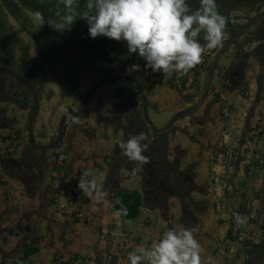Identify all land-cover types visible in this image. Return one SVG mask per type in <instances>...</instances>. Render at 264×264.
Listing matches in <instances>:
<instances>
[{
    "label": "crops",
    "instance_id": "crops-1",
    "mask_svg": "<svg viewBox=\"0 0 264 264\" xmlns=\"http://www.w3.org/2000/svg\"><path fill=\"white\" fill-rule=\"evenodd\" d=\"M27 1L34 5L28 13H40L43 20L59 19L57 13L64 12L58 0ZM77 2L83 9L84 0ZM198 2L187 0L192 9ZM230 20L227 18L226 25L233 30L235 22L230 24ZM60 33L76 37L79 50L73 56L71 72H66L64 86L57 89L47 84L53 91L48 89L51 107L47 116L38 118V125L48 118L54 128L65 106L78 104V98L61 101L62 93L71 96L70 89L83 91L98 77L119 70L143 84L148 94V115L157 126L197 101L201 94L205 71H200L193 87L185 90L182 78L176 79L174 73L170 77L154 73L138 54L129 55L124 41L99 36L91 38L92 46L87 45L84 37H90L88 25L80 17L70 31ZM248 42L244 48L232 47L220 57V70L201 107L178 122L180 126L168 142L164 133L147 128L142 103L125 80L101 86L91 96L89 120L69 124L63 141V178L58 177L52 164L56 149L36 165L29 160L33 148L26 144V117L15 129L0 131L4 137H0V264H14L22 243L33 249L29 264H130L128 254L138 246L150 248L166 229L181 227L196 230L202 264L209 256L214 264H246L248 247L244 244L260 226L256 213L261 223L264 219V143L255 144L259 129H264V39L258 34ZM87 49L90 56L82 60L81 52ZM97 67L101 69L95 74ZM104 67L110 68V73L103 71ZM225 105L229 117L222 114ZM224 130L231 131L237 143L230 165L223 169L215 163L214 155L222 146ZM141 132L149 137L144 142L149 147L142 153L149 163L142 172L133 174L135 163L124 155L120 144ZM23 151L26 159L22 158ZM25 161L29 163L23 164ZM85 171L97 177L104 173L102 183L109 193V204L96 205L75 190ZM158 171L168 176L167 185L162 184ZM133 189L142 196L139 214L132 223L124 215L117 223L114 196ZM59 203L68 209H61ZM72 206H79L84 217H75L70 212ZM242 210L245 213L240 215L247 218L246 223L237 227L233 213ZM231 224L238 233L233 231L230 239L227 231Z\"/></svg>",
    "mask_w": 264,
    "mask_h": 264
},
{
    "label": "clouds",
    "instance_id": "clouds-1",
    "mask_svg": "<svg viewBox=\"0 0 264 264\" xmlns=\"http://www.w3.org/2000/svg\"><path fill=\"white\" fill-rule=\"evenodd\" d=\"M64 12L58 20L47 21L55 31H70L77 17L86 20L88 34L95 39L104 36L124 41L129 55L138 54L145 67L170 77L173 72L187 74L201 63L206 49L222 46L227 19L221 15L217 0H199L193 10L187 0H84L79 9L77 0H58ZM39 16L40 13H37ZM201 40L203 43H201ZM138 67L133 65V68ZM78 122L77 118H72ZM146 133L132 134L120 144L124 155L135 163L133 174L143 171L149 158L143 155L149 144ZM104 173L94 176L85 171L79 177L78 190L96 205L109 204L108 191L103 187ZM117 223L127 215L123 206L114 212ZM237 227L246 217L233 213ZM194 228L166 229L150 248L138 246L128 254L130 264H202V248ZM206 264H214L207 257Z\"/></svg>",
    "mask_w": 264,
    "mask_h": 264
},
{
    "label": "flooded vegetation",
    "instance_id": "flooded-vegetation-1",
    "mask_svg": "<svg viewBox=\"0 0 264 264\" xmlns=\"http://www.w3.org/2000/svg\"><path fill=\"white\" fill-rule=\"evenodd\" d=\"M217 4L220 14L225 16L226 19L231 18L230 24L233 23L234 19L240 17L249 19L264 11V0H217ZM33 6L32 2L27 0H18L17 2L0 0V131L6 128L15 129L22 122L23 117H26V121L24 120L26 125L28 113L33 111L35 107V97L39 103L43 100L50 101V91L52 90L50 87V91L48 90L47 84H53L57 89L64 86L68 80L66 72H71L70 67L73 63V56L79 50V41L76 37L73 38L72 35H64L65 33L61 34L60 31L53 30L47 24L50 19L43 20L37 13H28V8ZM198 7L199 4L196 5V8ZM241 23H243V20ZM235 25L237 27L238 23L235 22ZM229 26V24L226 25L225 39L222 44L234 32ZM251 29V32L245 37L247 41L258 34L264 39V15L256 20ZM90 39V37H84L87 45L92 46L93 43L91 42L93 40L91 39L92 41L89 42ZM81 55L83 60L84 57L90 56V52L87 49V51L81 52ZM98 69L101 68L97 67L95 71H98ZM102 70L110 73L111 69L104 67ZM97 71L95 74H97ZM116 74L129 73L124 70H119V73H110V75ZM104 76L98 77L97 80ZM120 80L127 81L133 86L134 90H138L137 84L132 81L126 79H114L112 81ZM94 82L95 80L90 82L88 87ZM83 91L70 89L71 96L61 94V101L66 98L77 99L79 97L78 104H68L65 106L63 114H80V99L83 96ZM71 105L76 107V112H72ZM69 124H74V122L69 121L65 125L64 135L70 131ZM54 131L56 134V128ZM1 134L0 137L3 139L4 137ZM14 135L16 140L20 141L19 136L15 133ZM64 135L60 143L64 141ZM53 141L54 138H47L44 142L50 143ZM24 155L25 151L22 152V158L26 159V155ZM156 173L163 172L158 171Z\"/></svg>",
    "mask_w": 264,
    "mask_h": 264
},
{
    "label": "water",
    "instance_id": "water-1",
    "mask_svg": "<svg viewBox=\"0 0 264 264\" xmlns=\"http://www.w3.org/2000/svg\"><path fill=\"white\" fill-rule=\"evenodd\" d=\"M264 15V11L260 12L249 19H245L243 17L234 19V22L238 23V26L234 27V32L232 35L222 44V46L213 54L211 57L208 66L204 72V80L202 84L201 94L197 102H193L190 106L181 109L175 112L163 125L157 126L151 120L150 116L148 115V94L145 92L143 84L137 80L135 77L129 74H120V75H105L101 77L97 81H95L90 87L86 88L83 91V96L80 99V114L73 115V114H62L59 117V120L56 123V126L53 128L51 125L50 119L44 122H40L38 125V118L47 116L46 113H49L48 107V100H43L39 103L37 98L35 97V107L34 110L28 113L27 116V124H26V136H27V143L28 145L34 148L33 152L29 155V160L35 163L40 162L42 159H46L47 156L50 154V150L56 148L61 139L64 135L65 125L68 124L69 121L74 123H84L86 120H89L90 116V101L91 96L95 93L101 86L105 83L112 81L114 79H126L132 81L137 84L138 90H134L137 97L139 96V100L142 103V117L143 121L146 124L147 128L152 130L154 133L163 134L165 142L170 141L174 138L173 134L176 130H178L180 125H177L178 122L193 113H195L202 105L203 101L205 100L210 84L215 77V73L220 70L219 59L220 57H224L226 53L230 51L232 47L235 48H244V45L249 42L246 40V36L250 33L251 28L254 26L256 20ZM243 20V23L241 21ZM246 66V65H245ZM32 90L33 87H31ZM79 98V97H78ZM77 118L78 122L74 121L72 118ZM42 119V118H41ZM35 125H38V130L35 129ZM56 128V134H55ZM51 131L52 134L49 135L48 132ZM170 134V136H169ZM46 138H54L53 142H44ZM29 163L25 161L23 164ZM192 179V176L190 177ZM172 183V179L170 181Z\"/></svg>",
    "mask_w": 264,
    "mask_h": 264
},
{
    "label": "built area",
    "instance_id": "built-area-1",
    "mask_svg": "<svg viewBox=\"0 0 264 264\" xmlns=\"http://www.w3.org/2000/svg\"><path fill=\"white\" fill-rule=\"evenodd\" d=\"M224 39H225V36H224ZM224 39H223V41H224ZM217 48L206 49L203 56H202L201 63L198 64L193 69H191L187 74L173 72L176 79L182 78L183 87L185 88V90L191 89V87H193V84H194L195 76L200 71L206 70L207 65H208V59L210 58V56H212L215 53ZM214 88H215V90L217 89L216 86ZM71 110H72V112H76V107L71 105ZM222 114L224 117L230 116V112H229L227 105H225L222 108ZM222 140H223L222 146L218 150H216V152H215L214 161L216 163L223 165V166H229L230 160L232 158V154L236 148L237 139H235V135L231 131L224 130V132L222 134ZM263 143H264V129H259L258 134L255 137V144L262 146ZM11 149H13V147ZM65 157H66L65 144H64V142H62V143H59V145L56 147V152H55V155L53 157V166L55 167V169H57V175L60 178H63L65 175V170L63 169V166H62ZM262 163H263V161L260 160L259 164H262ZM0 180L2 181L3 179H0ZM73 188H75V187H73ZM75 190L79 191L77 187ZM58 205L61 209H65V210L68 209L66 207V205L63 203H59ZM215 207L219 208V205L216 204ZM70 212L73 213V215L77 218H83L85 215L83 213V211L80 210L79 206H72L70 208ZM236 229H238V228L236 227L234 229L235 232L237 231Z\"/></svg>",
    "mask_w": 264,
    "mask_h": 264
},
{
    "label": "trees",
    "instance_id": "trees-1",
    "mask_svg": "<svg viewBox=\"0 0 264 264\" xmlns=\"http://www.w3.org/2000/svg\"><path fill=\"white\" fill-rule=\"evenodd\" d=\"M251 162V161H250ZM249 162V163H250ZM249 167V166H248ZM248 169V168H247ZM160 180L162 184H166L167 180H169L168 176L164 173H160ZM167 185V184H166ZM142 204V196L141 193L137 189H133L130 191H125L119 193L114 196V209L119 210L122 206L127 209V215L125 218L134 219L139 214V208ZM239 214L245 213L244 210L239 211ZM236 227L234 224H231L227 231V237L233 238V231ZM238 233V229H236ZM251 239L245 242V246H247V250L245 251V256H247L246 264L249 263L251 256L254 253L258 254V257H264V219L258 228L257 234H252ZM255 238V239H254ZM33 253V249L25 243H22L21 250L18 258L14 261V264H29V256ZM112 264V262H110Z\"/></svg>",
    "mask_w": 264,
    "mask_h": 264
},
{
    "label": "rangeland",
    "instance_id": "rangeland-1",
    "mask_svg": "<svg viewBox=\"0 0 264 264\" xmlns=\"http://www.w3.org/2000/svg\"><path fill=\"white\" fill-rule=\"evenodd\" d=\"M216 163V162H215ZM219 164V163H218ZM221 168H223V165H219ZM224 169V168H223ZM67 207V206H66ZM68 208V207H67ZM125 218V217H124ZM135 219V218H134ZM134 219L131 218H126L125 220H127L129 223H132L134 221ZM256 223H258L259 225L261 224V218L259 217V215L256 213ZM255 235L257 234V230L255 229L254 231ZM249 263L248 264H264V259H262V257H258L257 253L252 254L251 256H249Z\"/></svg>",
    "mask_w": 264,
    "mask_h": 264
}]
</instances>
